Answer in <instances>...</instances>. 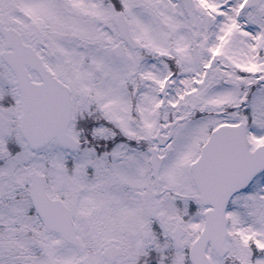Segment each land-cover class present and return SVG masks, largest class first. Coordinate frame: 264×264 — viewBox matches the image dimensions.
<instances>
[{"label": "snow or ice", "instance_id": "6c2138e0", "mask_svg": "<svg viewBox=\"0 0 264 264\" xmlns=\"http://www.w3.org/2000/svg\"><path fill=\"white\" fill-rule=\"evenodd\" d=\"M0 264H264V0H0Z\"/></svg>", "mask_w": 264, "mask_h": 264}]
</instances>
